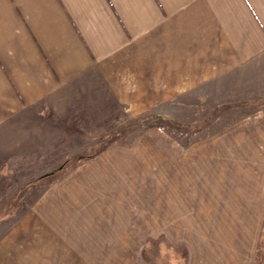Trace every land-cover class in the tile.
<instances>
[{"label": "rangeland", "instance_id": "obj_1", "mask_svg": "<svg viewBox=\"0 0 264 264\" xmlns=\"http://www.w3.org/2000/svg\"><path fill=\"white\" fill-rule=\"evenodd\" d=\"M108 88L9 142L0 264H264V62Z\"/></svg>", "mask_w": 264, "mask_h": 264}, {"label": "crops", "instance_id": "obj_2", "mask_svg": "<svg viewBox=\"0 0 264 264\" xmlns=\"http://www.w3.org/2000/svg\"><path fill=\"white\" fill-rule=\"evenodd\" d=\"M258 62L264 0H0V157L107 86L180 91Z\"/></svg>", "mask_w": 264, "mask_h": 264}]
</instances>
